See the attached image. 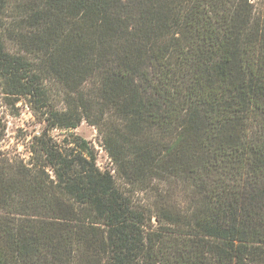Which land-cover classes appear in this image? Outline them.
<instances>
[{
	"label": "trees",
	"instance_id": "trees-1",
	"mask_svg": "<svg viewBox=\"0 0 264 264\" xmlns=\"http://www.w3.org/2000/svg\"><path fill=\"white\" fill-rule=\"evenodd\" d=\"M54 87L61 106L53 100ZM0 264H264V0H0ZM85 121L111 168L78 136Z\"/></svg>",
	"mask_w": 264,
	"mask_h": 264
},
{
	"label": "rangeland",
	"instance_id": "rangeland-1",
	"mask_svg": "<svg viewBox=\"0 0 264 264\" xmlns=\"http://www.w3.org/2000/svg\"><path fill=\"white\" fill-rule=\"evenodd\" d=\"M51 90L54 102L60 107L62 104L60 103L61 95L54 87ZM0 114L5 123V136L2 141V149L26 162L29 156L28 148L31 138L43 129L44 123L39 122L22 100L13 107L3 106L0 109ZM72 134L86 140L97 150L96 162L101 171L109 170L112 167L106 152L102 148L101 138L95 129L85 121H82L73 130H52L50 133L53 140L57 143H62Z\"/></svg>",
	"mask_w": 264,
	"mask_h": 264
}]
</instances>
